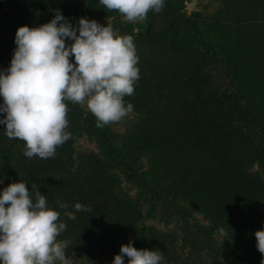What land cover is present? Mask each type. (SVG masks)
<instances>
[{
    "label": "trees",
    "instance_id": "trees-1",
    "mask_svg": "<svg viewBox=\"0 0 264 264\" xmlns=\"http://www.w3.org/2000/svg\"><path fill=\"white\" fill-rule=\"evenodd\" d=\"M5 1L16 10L17 21L30 28L44 17L36 10L54 16L53 0H34L30 7L21 0ZM236 3L225 0L209 20L201 13L189 16L177 2L164 0L163 28L153 19L139 23L138 33L130 24L125 26L128 23L120 25L118 34L133 35L136 50L158 65L155 76L140 73L141 91L125 97L139 120L119 134L113 124L96 127L90 111L69 103L73 138L57 148L54 158L30 163L27 176L21 178L33 194L35 184L55 210L66 204L74 211L77 202L91 209L76 212L74 220L59 211L67 225L59 239L71 242L67 254L74 251L90 258L98 252L108 264L120 246L131 241L138 249H159L165 264H191L182 261L179 251L189 242L190 256L205 253L214 264H220L223 255L232 256L229 264H261L254 233L264 229V178L252 168L264 167V81L256 70L259 63L264 71V20L260 25L246 23L235 13ZM60 11L77 34L80 17L120 14L99 0H63ZM0 53L14 55L6 45ZM70 60L74 62V56ZM218 65L230 84L223 91L214 87L213 70ZM84 131L94 135L99 152L75 157L74 144ZM5 155L0 149V156ZM118 171L137 181L150 202L163 201L176 209L184 246L178 243V229L161 231L146 223L140 197L123 191ZM55 178L57 195L50 186ZM197 214L208 223H192ZM220 228L227 231L223 242L216 238Z\"/></svg>",
    "mask_w": 264,
    "mask_h": 264
},
{
    "label": "clouds",
    "instance_id": "clouds-1",
    "mask_svg": "<svg viewBox=\"0 0 264 264\" xmlns=\"http://www.w3.org/2000/svg\"><path fill=\"white\" fill-rule=\"evenodd\" d=\"M99 2L132 24L145 22L150 11L164 7V0ZM54 12L47 23L18 27L10 66L0 70V113L5 114L0 124L9 139L25 142L28 158H54L57 148L73 138L67 131L69 103L86 107L98 128L121 122L134 111L125 97L135 94L140 79L133 35L121 36L109 22L102 25L86 17L79 18L77 34L59 9ZM66 39L73 42L66 44ZM32 187L34 194L18 181L0 192V264H74L66 252L71 242L59 239L67 227L61 213L49 207L35 184ZM60 207L70 220L76 219V212L91 211L79 202L74 211H67L66 204ZM219 234L227 237L224 228ZM254 234L264 264V229ZM125 257L127 264H165L159 249H138L131 241L120 246L112 264H125Z\"/></svg>",
    "mask_w": 264,
    "mask_h": 264
},
{
    "label": "rangeland",
    "instance_id": "rangeland-1",
    "mask_svg": "<svg viewBox=\"0 0 264 264\" xmlns=\"http://www.w3.org/2000/svg\"><path fill=\"white\" fill-rule=\"evenodd\" d=\"M23 3H25L28 7L32 6L34 4V0H21ZM180 4L182 6L183 12H185L187 15L191 16H199L198 13H201V17L208 18L209 20L213 17V14H215L217 11L222 9L224 7L225 0H173ZM194 1L195 5L193 8L189 7V3ZM236 5L234 7V11L236 14L241 16L243 20H245L246 23L249 24V20H252L254 24L260 25L262 24V21L264 20V0H236ZM63 5V0H53L50 4V9L52 10V14L55 15L54 10L59 9L60 6ZM50 10V12H51ZM37 12L41 13L44 16L43 18H37L36 23L43 24L47 23L53 18V15L49 14V12L43 11V9L36 10ZM35 14V12L33 13ZM165 16L161 14V12L156 13L154 15L151 11L147 15V19L145 22L148 21V19H153L155 24L161 29L163 26H165V23H167ZM89 20H96L98 23L102 25H106L108 22L113 26L114 30L118 33L120 30V25H122L124 21V17L122 14H115L112 16H106V17H97V18H91L86 17ZM126 23V22H125ZM130 24V25H129ZM129 25L132 30L137 29L139 23L132 24L128 23L125 26ZM21 26V24L17 21L16 16V10L12 9L5 0H0V47L3 45H6L9 50L14 51L16 48L15 44V34L18 29V27ZM158 28V29H159ZM251 29L252 27H249ZM73 41L71 39H66V44H71ZM137 51V55L139 57L137 67L139 68V72L145 74L146 76H155L156 73H153L154 68L158 67V65L153 61V59L146 57L147 55L142 54L140 51ZM257 56H254L253 59L257 60ZM12 56L9 53H0V70H6L11 63ZM72 59V57H71ZM161 60V58H158ZM165 60V59H163ZM256 70L258 73V77L260 80L264 81V71L261 67V65L258 63L256 66ZM160 73V72H159ZM214 74V87L219 86L217 89L223 91L225 87H227V83L229 81L228 77L226 76L227 73L225 69H223L220 65H218V69L213 70ZM159 75V74H158ZM217 77V78H216ZM138 83L135 84L134 90L136 92L141 91L142 89H139ZM233 88V86H232ZM148 90L151 92L156 91L155 87H149ZM1 100L3 101V97L0 96ZM3 102L0 101V104ZM79 107L83 111H89L86 107ZM4 113H0V117L4 116ZM69 120V116L67 117ZM139 120L138 112L133 111L132 114H130L128 117L124 118L119 123L113 124V129L119 134H124L127 132L128 128L132 126L134 122ZM72 121L69 120V127L67 131H73L74 124ZM5 125L0 124V149L6 154L5 156H0V180L3 182L0 183V192L8 186L10 183L13 182H21V178L27 176V170L26 167L32 163L33 161L40 160L39 157L34 158H28L24 155L25 151V142L21 141L19 139H9L5 135ZM74 147L76 149L75 157L77 155L84 154H97L99 152V143L95 139L94 135L90 132L84 131L82 135L79 137V139L76 140ZM141 164L144 166L143 169H146V158L143 157ZM25 169V170H22ZM252 170L258 174H260L264 178V167L256 164ZM140 170H137V173H140ZM11 175V177H10ZM119 179L118 183H120L121 188L124 192L129 194V196L133 197H140V202L143 203V210L144 214L147 213V219L146 223L151 224L155 226V228H158L161 231H172L178 229V243L181 245L183 243V235L181 232V218L179 219L177 216L176 209L173 208V206L168 205V203L161 202H150L146 197L145 194L141 191L139 188V185L137 181L131 180L127 178V174L121 173L118 171ZM50 177H57V175H51ZM58 178H55V182L51 183L52 193L54 195H57L59 192L58 187ZM51 182V181H50ZM57 188V189H56ZM56 189V192H55ZM63 189V187H62ZM66 189V188H65ZM66 191V190H65ZM144 191V190H143ZM75 197V196H74ZM73 200V199H71ZM69 205V204H68ZM164 205V206H163ZM7 206V205H6ZM61 209L65 210L64 208H57L56 210L60 211ZM70 210V207H67V211ZM262 216L264 218V208L261 209ZM196 219L191 220L192 223H195L197 220L200 224L206 225L208 221L203 217L202 214L195 215ZM69 230L71 231L73 229L72 225L68 226ZM69 231V233H70ZM68 232V231H67ZM216 238L220 239L219 241L222 242L224 237H221L219 234H216ZM182 246H184L182 244ZM190 244L189 242L185 244L183 247V250L179 249L181 257H183L182 261L184 263L190 262L191 264H214L210 260V256L206 255L205 253H198L197 251L194 252L192 256H190ZM74 253V255H73ZM171 253V252H169ZM243 253L239 250L238 254ZM69 257H72L74 259V264H107L102 261V258L104 255L97 253H94L92 257L88 258L87 256L76 254L74 251H71L69 254H67ZM237 256V255H236ZM222 257V262L219 261L220 264H229L232 261V256L230 257ZM128 258L125 260V264H127ZM225 261V263H224ZM112 264V261L110 263ZM218 264V261L217 263ZM249 264V263H248Z\"/></svg>",
    "mask_w": 264,
    "mask_h": 264
},
{
    "label": "water",
    "instance_id": "water-1",
    "mask_svg": "<svg viewBox=\"0 0 264 264\" xmlns=\"http://www.w3.org/2000/svg\"><path fill=\"white\" fill-rule=\"evenodd\" d=\"M194 5H195L194 1H192V2L189 3V7H191V8H193Z\"/></svg>",
    "mask_w": 264,
    "mask_h": 264
}]
</instances>
